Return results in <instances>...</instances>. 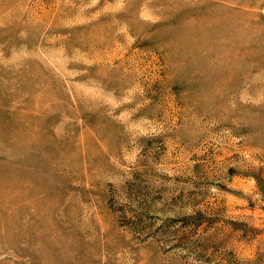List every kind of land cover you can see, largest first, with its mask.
Segmentation results:
<instances>
[{"label": "rangeland", "instance_id": "obj_1", "mask_svg": "<svg viewBox=\"0 0 264 264\" xmlns=\"http://www.w3.org/2000/svg\"><path fill=\"white\" fill-rule=\"evenodd\" d=\"M0 264H264V0H0Z\"/></svg>", "mask_w": 264, "mask_h": 264}]
</instances>
